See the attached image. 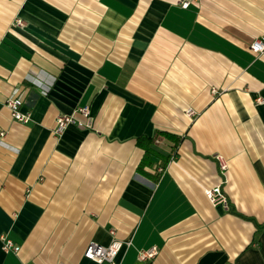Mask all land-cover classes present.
Here are the masks:
<instances>
[{
  "label": "crops",
  "instance_id": "crops-1",
  "mask_svg": "<svg viewBox=\"0 0 264 264\" xmlns=\"http://www.w3.org/2000/svg\"><path fill=\"white\" fill-rule=\"evenodd\" d=\"M259 36L264 0H0V264H94L110 230L119 264H264ZM81 105L91 127L54 137Z\"/></svg>",
  "mask_w": 264,
  "mask_h": 264
},
{
  "label": "built area",
  "instance_id": "built-area-1",
  "mask_svg": "<svg viewBox=\"0 0 264 264\" xmlns=\"http://www.w3.org/2000/svg\"><path fill=\"white\" fill-rule=\"evenodd\" d=\"M193 0H180L182 7H187ZM20 22V21H18ZM249 50L254 53H261L264 51V36L254 38L249 44ZM213 93L215 89H212ZM262 99H258L261 101ZM6 105L10 110V114L14 120L26 122L29 118L27 113L21 110L22 99L20 95L12 94L6 100ZM194 111L192 109L187 110V114L191 115ZM91 115L88 105L77 106L71 113H61L57 115L55 125L52 129L54 137L60 136L65 128L70 125H76L80 128L91 127ZM0 135H4L1 131ZM213 159L217 164V171L219 175V182L213 186L204 188V194L212 205L223 204L228 207V198L223 190V185L226 183V172L228 168L226 158L218 153L213 154ZM113 235L111 241L107 245L99 244L95 241H90L85 250L84 257L90 259L94 264H119L117 261V255L123 247L124 242L114 237V230H110ZM2 248L5 251L17 252L19 246L15 245L10 239L5 236L1 237ZM129 244V242H127ZM158 250L155 246L148 249H141L138 252V258L140 260L152 259ZM19 264H29L27 262H20ZM61 264V263H59Z\"/></svg>",
  "mask_w": 264,
  "mask_h": 264
},
{
  "label": "trees",
  "instance_id": "trees-1",
  "mask_svg": "<svg viewBox=\"0 0 264 264\" xmlns=\"http://www.w3.org/2000/svg\"><path fill=\"white\" fill-rule=\"evenodd\" d=\"M148 141H149V143H151L153 141V138L148 139ZM154 153L155 152L148 145H146V147H145V157L141 161V166L145 163V161L148 158V156H150L151 154H154Z\"/></svg>",
  "mask_w": 264,
  "mask_h": 264
}]
</instances>
